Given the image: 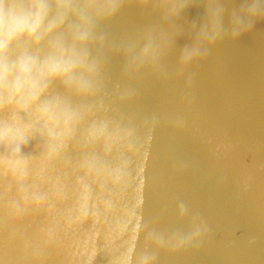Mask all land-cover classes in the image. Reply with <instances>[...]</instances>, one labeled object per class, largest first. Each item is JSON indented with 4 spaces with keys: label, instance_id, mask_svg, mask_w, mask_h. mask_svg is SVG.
Masks as SVG:
<instances>
[{
    "label": "water",
    "instance_id": "1",
    "mask_svg": "<svg viewBox=\"0 0 264 264\" xmlns=\"http://www.w3.org/2000/svg\"><path fill=\"white\" fill-rule=\"evenodd\" d=\"M31 2L117 7L77 45L74 86L30 65L6 94L0 67V264H264V13L198 40L209 4L264 0Z\"/></svg>",
    "mask_w": 264,
    "mask_h": 264
},
{
    "label": "clouds",
    "instance_id": "2",
    "mask_svg": "<svg viewBox=\"0 0 264 264\" xmlns=\"http://www.w3.org/2000/svg\"><path fill=\"white\" fill-rule=\"evenodd\" d=\"M115 4L82 3L60 4L44 8L34 4L31 0L27 3L0 2V67L3 69L6 94L11 92L13 83L18 80L28 66H32L33 78H40L46 86L51 81H60L72 87L77 81L75 71L81 62L75 58L78 54L77 45L88 40L93 17L103 15L106 10H114ZM264 8L255 3H248L241 7L226 11L223 5L209 4L208 27L202 31L198 40L214 41L231 30L234 37L247 31ZM69 17L72 20L69 22ZM66 23L71 29L69 44L59 38ZM50 38L51 51L42 61H36L28 52L13 53V46L18 42L40 40L42 37ZM200 51L198 46H193L187 52L194 56Z\"/></svg>",
    "mask_w": 264,
    "mask_h": 264
}]
</instances>
